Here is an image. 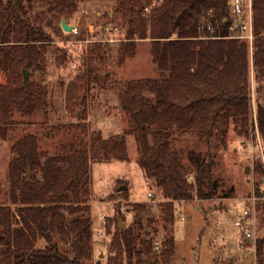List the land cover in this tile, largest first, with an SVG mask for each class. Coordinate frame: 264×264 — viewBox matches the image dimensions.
Wrapping results in <instances>:
<instances>
[{
  "label": "trees",
  "instance_id": "obj_1",
  "mask_svg": "<svg viewBox=\"0 0 264 264\" xmlns=\"http://www.w3.org/2000/svg\"><path fill=\"white\" fill-rule=\"evenodd\" d=\"M35 1L0 0V70L7 76V83L0 84V133L8 129L13 110L32 116L48 105L46 88L31 77L46 70L43 45L51 39L31 18ZM228 2L163 0L155 8L150 52L158 76L130 81L120 93L119 106L128 119L124 133L104 138L94 132L89 148L72 146L58 155L40 152L35 137L17 146L15 167L21 175L13 183L16 210L0 204V264H88L93 255L91 163L129 161L126 135L134 136L138 164L146 179L162 191L167 200L163 214L173 225L175 201L213 199L219 189L210 160L201 161L194 181L189 180L188 168L173 145L175 134L225 136L233 122L246 134L258 130L264 152V104H256V122L251 106L252 74L258 84L264 83V0H254L252 55L246 41L210 38V33L208 39L199 38L206 33L200 25L209 12L214 15L210 18L216 26L214 34L229 35ZM147 27L148 21L142 18L139 31L122 41V59L136 53V39L147 38ZM24 70L30 73L26 83ZM95 80L92 66L87 67L70 83L69 103L84 105L83 92ZM258 166L264 178V163ZM256 191L264 196L260 185ZM134 208L143 212L146 206L136 203ZM135 231L130 227L113 236V264H119L120 256L126 264H145L157 256L152 239L137 238ZM107 233L111 234L109 224ZM164 246L161 256L168 262L175 238H167ZM263 253L260 234L257 254L261 258Z\"/></svg>",
  "mask_w": 264,
  "mask_h": 264
},
{
  "label": "rangeland",
  "instance_id": "obj_2",
  "mask_svg": "<svg viewBox=\"0 0 264 264\" xmlns=\"http://www.w3.org/2000/svg\"><path fill=\"white\" fill-rule=\"evenodd\" d=\"M158 1L34 2L31 18L45 28L51 39L43 45L47 54L46 70L35 72L31 77L46 88L48 105L32 116L13 110L8 129L0 133V204L16 210L12 200L13 183L21 172L15 167V149L27 139L35 137L40 152L58 155L67 153L72 146L89 148L94 132H101L104 138L124 133L128 119L119 106L120 93L130 81L158 76L150 52L151 19ZM142 18L148 21L147 38H138V32L136 53L122 59L121 43L136 30ZM63 20L77 32H65L61 27ZM200 35L202 39L209 37L205 32ZM90 66L96 80L83 92L86 103L82 107L71 105L68 87ZM6 83L7 76L0 70V84ZM257 102L264 104V83L258 84L252 74L251 106L255 122ZM241 128L230 122L225 136L215 135L210 139L195 133L175 134L173 145L188 168L189 180L194 181L201 161L210 160L212 178L218 181L219 189L213 199L175 201L174 225L164 217L167 200L162 191L146 179L138 164L134 136L126 135L129 161H93L90 169L93 255L87 263L113 264L112 240L123 224L124 229L134 227L137 238L152 239L157 256L145 264H259L261 258L264 264V253L260 258L243 249L240 230L235 225L246 204L242 198L253 192L257 194L258 185L264 189L260 161L253 154L263 153V142L258 132L246 134ZM123 186L126 189L119 191ZM149 192L153 198L148 197ZM136 203L145 205L146 209L135 211ZM259 203L262 207L258 210V236H264V201ZM108 224L111 234L107 233ZM172 236L174 252L164 262L161 256L164 242ZM157 243L161 245L159 248ZM125 260L120 256L119 264H126Z\"/></svg>",
  "mask_w": 264,
  "mask_h": 264
},
{
  "label": "built area",
  "instance_id": "obj_3",
  "mask_svg": "<svg viewBox=\"0 0 264 264\" xmlns=\"http://www.w3.org/2000/svg\"><path fill=\"white\" fill-rule=\"evenodd\" d=\"M163 0H159L157 5H160ZM230 8V33L227 36L215 35L216 26L212 23L210 18L214 17L212 12L202 19L200 29L210 33V38H228L246 41L249 44L251 55L253 54V46L255 40L254 31V0H229ZM73 32L77 31L73 29ZM258 132V130H256ZM259 134V133H258ZM257 158L264 163V152L253 153ZM264 180V178H263ZM148 197L153 198V193L149 192ZM246 201L241 213L239 214L235 225L239 228L241 234V245L245 251H252L256 257L258 252L259 239V220H258V204L264 201V196H259L253 192L249 196L242 198ZM105 220V217H102ZM106 222V221H105ZM156 248H159L161 245Z\"/></svg>",
  "mask_w": 264,
  "mask_h": 264
},
{
  "label": "water",
  "instance_id": "obj_4",
  "mask_svg": "<svg viewBox=\"0 0 264 264\" xmlns=\"http://www.w3.org/2000/svg\"><path fill=\"white\" fill-rule=\"evenodd\" d=\"M61 27H62V29H63L65 32H68V33L72 32L73 29H74V26L71 25V24H69V23H67L65 20H63V21L61 22ZM28 74H29V71H28V70H24V81H25V83L28 81ZM125 189H126V187L123 186V187H121V188L119 189V191H120V190H125ZM121 228L124 229V225H123V224H121Z\"/></svg>",
  "mask_w": 264,
  "mask_h": 264
}]
</instances>
